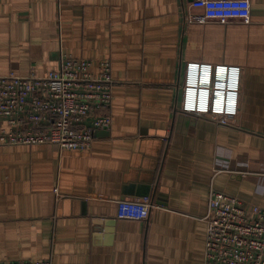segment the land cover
I'll return each instance as SVG.
<instances>
[{
    "label": "crops",
    "instance_id": "crops-1",
    "mask_svg": "<svg viewBox=\"0 0 264 264\" xmlns=\"http://www.w3.org/2000/svg\"><path fill=\"white\" fill-rule=\"evenodd\" d=\"M192 1L0 0V76L106 59L113 96L87 149L0 145V261L204 264L212 190L264 208V0L227 22Z\"/></svg>",
    "mask_w": 264,
    "mask_h": 264
},
{
    "label": "built area",
    "instance_id": "built-area-1",
    "mask_svg": "<svg viewBox=\"0 0 264 264\" xmlns=\"http://www.w3.org/2000/svg\"><path fill=\"white\" fill-rule=\"evenodd\" d=\"M198 21H246L249 0H193ZM110 64L91 70L87 59L61 57L59 68L44 76L13 73L0 76V145L54 143L66 149H87L96 131L108 130L102 112L112 101ZM149 199L121 201L117 216L144 219ZM204 264H264V208L242 206L239 199L212 190L205 216ZM0 264H52L43 260H2Z\"/></svg>",
    "mask_w": 264,
    "mask_h": 264
}]
</instances>
